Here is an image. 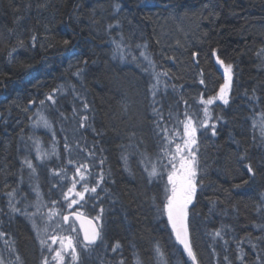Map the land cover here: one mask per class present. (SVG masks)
Returning <instances> with one entry per match:
<instances>
[{
	"label": "trees",
	"instance_id": "16d2710c",
	"mask_svg": "<svg viewBox=\"0 0 264 264\" xmlns=\"http://www.w3.org/2000/svg\"><path fill=\"white\" fill-rule=\"evenodd\" d=\"M167 2L149 0L153 6L143 7L144 0H0V208L7 213L5 183L28 196L19 207L32 201L34 183L45 200L60 197V190L51 188L57 178L49 169L60 166L61 160L40 164L31 153L37 164L35 177L17 167L21 137L30 135L29 112L43 109L39 102L60 89L55 105L46 101L45 113L55 125L61 157L66 135L73 145L77 140L89 149L95 145L96 163L105 161L108 181L104 185L108 198L102 203L103 240L94 257L83 258L84 264H117L120 255L126 264H135V255L141 264H156V244L164 253V264H192L175 241L165 215L157 211V206H163L166 179L149 183L138 155H131V171H126L122 146L143 141L140 151L147 148L155 158L153 128L158 117L154 108L165 119L170 113L183 119L185 111L198 113L196 118L201 119V96H214L224 82L212 55L216 50L222 60L233 64L234 75L229 104L210 107V123L216 124L217 135L213 137L209 129L199 138L203 188L190 211V237L197 264H242L237 259L241 240L245 241L240 243L243 264H264V242L256 250L246 242L264 235L257 227L264 225V212H258L264 198V141L258 127L264 113V56H258L264 48V0H173L177 7L166 10ZM116 4L121 6L118 16L114 15ZM117 19L120 29L106 34V25ZM119 34L126 42L131 40L133 47L146 44L155 72L168 73L161 76L155 96L149 90L154 83L152 67L131 56L126 63L112 59L111 39ZM64 40L69 43L65 45ZM132 55L139 57V51ZM78 70L80 78L74 75ZM76 94L91 106L87 130L78 128V115L74 118L73 107L80 109L75 106L79 99L73 100ZM61 112L67 119L61 118ZM133 134L135 140L130 141ZM245 153L258 169L255 180L238 162ZM145 163L150 169L151 162ZM95 171L98 174L100 166ZM214 200L219 201L215 207L210 203ZM222 224L230 227L227 245L223 240L214 242L210 235ZM0 230L14 241L20 264H40L38 243L22 215H0ZM117 241L121 251L113 254L111 246Z\"/></svg>",
	"mask_w": 264,
	"mask_h": 264
},
{
	"label": "snow or ice",
	"instance_id": "6c2138e0",
	"mask_svg": "<svg viewBox=\"0 0 264 264\" xmlns=\"http://www.w3.org/2000/svg\"><path fill=\"white\" fill-rule=\"evenodd\" d=\"M142 6L151 7L153 5L149 3V0H144ZM164 7L167 10L177 7V5L173 0H168L164 4ZM204 8L208 9L209 4H205ZM120 11L121 6L116 4L114 15L118 16ZM120 27L119 20L117 19L114 23L106 25L105 32L111 35L113 31L120 29ZM32 39L35 41L36 37L33 36ZM68 43V40H64L65 45ZM111 45L113 60L118 59L121 63H126L128 57L131 56L133 61L140 59L153 68L152 79L154 83L150 85L149 90L155 96L161 84V76L166 77L168 73L155 72V64L146 51L147 45L136 44L133 47L131 40L126 42L123 34H119L118 38L113 37ZM137 50L139 51V57L132 55ZM197 55L195 52L192 53L194 58ZM212 55L216 57V64L223 69L224 82L220 85L218 92L214 96H209L206 99L203 95L201 96L199 104L203 106V119L196 118L198 113L194 116L187 111L183 113V119L179 115L173 118L171 113L168 119H165L163 114L154 108V116L158 117V119L154 120L153 128V138L156 141L155 159L148 154L147 148L140 151V144L143 141L122 146L121 156L125 170L131 171L129 165L130 157L131 155H138L139 164L147 173L149 183L163 181L166 176L163 206L162 209L157 206V211L158 213L162 211V214L166 216L175 241L183 246V251L191 259L192 264H197V256L193 250L194 246L190 237L189 216L191 208L195 207L194 201L196 200L198 190L203 188L202 172L204 171L201 167L198 133L203 136L210 129L213 137L217 135L216 124L210 123L212 117L209 109L217 101L224 105L229 104L234 75L233 64L222 60L217 55L216 50L212 51ZM258 56H264V48L260 50ZM86 63L87 61H85ZM145 71H147V68H145ZM81 74V70H78L74 75L80 78ZM200 83H205L203 78L200 79ZM60 91V89H54L51 94L46 96L45 100L39 102L40 105H45L46 101L51 102V105H55L57 103L56 94ZM71 91L73 93L77 92L75 86H72ZM75 98L80 99L78 94H76ZM29 103L34 104L35 102L29 101ZM185 104H187V101H185ZM90 107V104L86 100H82L81 109L73 107L74 118L77 115L79 116V129L87 130L90 127L88 123L90 118L87 115ZM35 115V120L31 116L29 117V120H33L32 127L34 129L43 127L44 129L52 130V122L43 112L38 111ZM60 116L62 119H67L63 112L60 113ZM181 125L182 132L180 131ZM256 127L257 123L254 121L253 128L255 129ZM258 127L260 138L264 141V113H261L259 117ZM92 130L93 132L96 131L94 128ZM97 134L99 135V133ZM23 139L21 137V140ZM28 140L31 141V147L25 142L24 148L25 151L29 152V155H24L20 160L21 172L27 169L32 177L37 175V164L30 157L32 148H34L36 153L35 161L40 164L50 161L53 157L61 160L60 166L49 169L52 177L58 178L57 182L51 185V188L59 189L61 196L58 199H52L50 204H46L43 202L39 185H31L35 201L26 203L21 208L19 205L27 201L28 196L22 194L19 187H10L5 183L3 187L5 189L4 196L6 197L7 213L4 212L3 208H0V215L19 214L24 215L30 221L32 230L35 232L36 239L41 248L40 264H84V255L91 253L98 246V242H102L103 240V216L105 209L102 203L107 197L102 196L101 193H107L108 191L104 187L108 182L103 170L105 161L103 159L99 160L100 172L97 174L95 171L97 167L95 145L89 149L86 145L81 146L79 140L73 145L67 135L63 142V157H61L58 151V141L54 132L50 150H45L38 138L29 136ZM129 140H135V135L130 136ZM129 148L136 151L129 153ZM81 153L86 154L83 159H80ZM145 161L151 162L150 169ZM244 161L248 162L244 163ZM238 162L243 164L250 178L255 180L258 169L253 167L246 153L240 155ZM244 183L247 184L248 181H244ZM218 202L215 200L210 201L213 207ZM98 204L101 205L99 212L90 219H86L89 212L94 211ZM89 206L91 207L89 208ZM30 207L34 208L35 211L29 212L28 209ZM258 212H264V198L261 199ZM75 222H80L81 228L79 230L73 226ZM85 222L88 224V227H84ZM257 227L264 233V225H257ZM49 229H51V232ZM228 231H230V227L222 224L221 227L216 228L210 235L214 242L223 240L224 244L227 245L228 240L225 239V236ZM0 242L3 243V248H0V264H20L21 257L17 253L15 243L9 234L3 230H0ZM244 242V240L240 241V243ZM246 242L250 244L253 250H256L259 244L264 242V235L257 237L256 242H253L251 238H246ZM240 243L237 244V259L243 264L245 253L243 248L240 247ZM54 245L56 246L54 247ZM121 247L120 242L117 241L111 246V252L113 254H120ZM225 250L227 251V248ZM153 255L156 264H164V253L159 244L155 245ZM224 260H229L227 255H225ZM257 260H260L259 255L257 256ZM134 262L135 264H141L138 255L134 256ZM117 264H126L125 258L122 255L119 256Z\"/></svg>",
	"mask_w": 264,
	"mask_h": 264
},
{
	"label": "rangeland",
	"instance_id": "374dc122",
	"mask_svg": "<svg viewBox=\"0 0 264 264\" xmlns=\"http://www.w3.org/2000/svg\"><path fill=\"white\" fill-rule=\"evenodd\" d=\"M62 91V90H61ZM61 94H63V93H61ZM74 99H76V98H73V100ZM71 100V99H70ZM77 103L75 104V106H77V107H80V109L82 108V99H79V101L77 100L76 101ZM215 105H224L223 103H221V102H219V101H217L215 104H214V106ZM48 106H49V104H48V102L47 103H45V105H43V109H35L34 111H32V112H29V115L31 116V117H33V120H35L36 119V113L38 112V111H40V112H43V114L49 119V117H48V115L45 113V110H47V108H48ZM211 107V106H210ZM197 110V109H196ZM210 110V109H209ZM198 112H199V110H198ZM200 115L202 116L201 117V119L200 120H202L203 119V106H202V108H201V110H200ZM33 120H31L29 123L31 124V126H30V129H29V132H30V135H28L26 138H24L23 139V142H21L20 143V145H19V147H20V155H19V157L18 158H20V160H21V158L24 156V155H29V152H27V151H25V148H24V144H25V142H27V144L31 147V141H29L28 140V137L29 136H33V137H35V138H38L41 142H42V146L44 147V149L45 150H50V146H51V144H52V135H53V132L55 133V125H54V123L52 122V120L51 119H49L51 122H52V125H53V127H52V130L50 131V130H48V129H44L43 127H40V128H33L32 127V124H33ZM60 123H61V121H60ZM77 124H78V122H76ZM26 126H28V124H26ZM60 127V126H59ZM58 127V128H59ZM181 132H182V127H181ZM56 135V134H55ZM44 137H48V141H44ZM200 138V133H198V139ZM56 139H57V141H58V139H59V137L56 135ZM59 141H58V151H59ZM34 152V154L36 155V153H35V150H34V148H32V150H31V153H33ZM86 154H84V153H81L80 154V159H83L84 158V156H85ZM31 156V155H30ZM155 159V158H154ZM51 160H53V161H55V162H58L59 160H57L55 157H53ZM50 160V161H51ZM95 161L97 162V159L95 158ZM99 161V160H98ZM97 166H99V163H97ZM17 167H19L20 169H21V165H20V161H19V163H18V165H17ZM26 171H28L27 169H25ZM58 179V178H57ZM57 179L56 180H53V181H51V182H57ZM165 179H166V176H165ZM18 181H19V179H18ZM19 185V184H18ZM34 185H37V184H35L34 183ZM40 187V186H39ZM41 189V188H40ZM30 190H31V193H32V188H30ZM42 190V189H41ZM40 190V191H41ZM29 193H30V191H29ZM33 195H34V193H33ZM102 195H104V196H106L107 198H108V193H102ZM42 196H43V194H42ZM60 196H61V192H60ZM32 198V201L31 202H34L35 201V195L33 196V197H31ZM43 202L44 203H46V204H50V200H45V197H43ZM101 205H99V207H100ZM102 206H104L103 204H102ZM21 208H23V205H21L20 206ZM99 207L96 209V212H95V214L93 215V216H95L98 212H99ZM28 211L29 212H32V211H35V209L34 208H29L28 209ZM46 211V210H45ZM19 215V214H18ZM24 218H25V221H28L29 222V224H30V228H31V231L33 232V235H34V237H35V239H36V234H35V232L32 230V226H31V223H30V221L28 220V219H26V217L24 216V215H22ZM166 217V216H165ZM166 220H167V218H166ZM75 228H76V226L75 225H73ZM49 231L51 232V229H49ZM36 241H37V243H38V250H39V252H40V257H41V248H40V245H39V242H38V240L36 239ZM56 245H54V247H55ZM0 248H3V244H1L0 245ZM96 249H97V247L91 252V253H88V254H85L84 255V257L85 256H93L94 257V254H96L95 253V251H96ZM83 257V258H84Z\"/></svg>",
	"mask_w": 264,
	"mask_h": 264
},
{
	"label": "water",
	"instance_id": "95a60500",
	"mask_svg": "<svg viewBox=\"0 0 264 264\" xmlns=\"http://www.w3.org/2000/svg\"><path fill=\"white\" fill-rule=\"evenodd\" d=\"M221 70L223 71V69L221 68ZM91 217H87L86 219H90ZM75 225H76V227H77V229L79 230L80 228H81V224H80V222H75L74 223ZM84 227H88V224L85 222V224H84ZM81 238H82V234H81ZM179 245V244H178ZM180 246V248L183 250V246L182 245H179ZM186 254V253H185ZM187 255V254H186ZM188 257V256H187ZM189 258V257H188ZM189 260L191 261V259L189 258ZM192 262V261H191Z\"/></svg>",
	"mask_w": 264,
	"mask_h": 264
}]
</instances>
